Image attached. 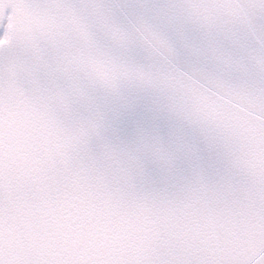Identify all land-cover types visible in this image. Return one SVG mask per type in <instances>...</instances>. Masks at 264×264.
I'll use <instances>...</instances> for the list:
<instances>
[{
	"label": "snow or ice",
	"instance_id": "6c2138e0",
	"mask_svg": "<svg viewBox=\"0 0 264 264\" xmlns=\"http://www.w3.org/2000/svg\"><path fill=\"white\" fill-rule=\"evenodd\" d=\"M0 264H264V0H0Z\"/></svg>",
	"mask_w": 264,
	"mask_h": 264
}]
</instances>
